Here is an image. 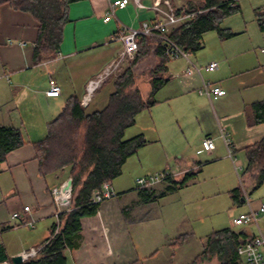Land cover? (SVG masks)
<instances>
[{
  "label": "crops",
  "instance_id": "crops-1",
  "mask_svg": "<svg viewBox=\"0 0 264 264\" xmlns=\"http://www.w3.org/2000/svg\"><path fill=\"white\" fill-rule=\"evenodd\" d=\"M111 1L114 0L71 3L59 51L38 62L33 60L38 22L29 13L13 9L9 4L0 6V125L19 128L26 142L9 152L0 164V224L10 226L8 233L13 232L18 239L11 255L40 248L42 241L48 238L52 223L57 222L51 189L69 179L65 173L42 177L38 172L33 143L45 136L46 124L58 115L66 98L75 94L82 100L88 81L118 58L122 47L117 37L122 26L137 27L154 18V0H143L145 8H137L130 0L124 7H116L111 19L105 21ZM170 1L181 9L180 15L184 19L189 15L186 11L188 4L192 9L199 8V0ZM234 33L235 39L241 36ZM257 37L256 33L252 37L249 35L248 42L243 45L232 41L233 38L217 54L218 62L210 60L199 67L200 73L189 71L192 69L189 64L180 71H172L167 65L171 59L168 57V80L155 93L156 103L140 112L131 126L136 128L133 136L143 134L148 143L128 158L121 175L111 182L116 197L100 203L96 215L81 219L79 238L72 248L65 250L66 259L69 258L71 264H142L141 258L153 257L160 250L159 246L149 247L145 255L140 254V243L145 246L139 237L141 233L133 235L138 243L136 246L131 234V230H135L130 228L132 221L142 226L151 219L133 218L129 224L127 215L135 207L159 203L175 192L188 198L192 194L190 190L215 182V179L219 180L215 183L219 194V184L225 185L220 177L227 175L224 166L235 169L220 137V127L225 129L233 143L234 156L243 173L246 166L243 149L264 137V124L254 122L253 108L254 103L264 100V39L257 42ZM163 53L160 41L149 37L147 52L135 62L133 69L139 66L145 68L144 73L151 71L162 63ZM212 62L216 67L208 70L207 66ZM49 78H54L59 85L58 96L45 94ZM202 79L223 88L225 95L209 100L200 94L197 89ZM106 83L95 89L85 107L93 104L94 111L106 104L112 90L99 99ZM142 83L137 82L139 88L145 90L144 93L141 91L143 97H147L149 81ZM205 137L214 140L213 150L203 149L201 142ZM131 160L134 161L128 166ZM166 168L186 170L177 179L185 176L184 184L177 186L168 181L156 184L145 190L146 193H155L154 201L142 200L137 189L132 188L134 177ZM240 180L252 189L253 180L248 174ZM231 187L225 191H228L232 203L243 204L241 192L238 200L232 195L240 185ZM130 196L137 198L133 200ZM25 207L30 208L28 213L24 212ZM16 212L21 214L20 218L12 217ZM28 221H33V228L27 225ZM181 234L183 232L173 229L172 234H167L169 242L165 246ZM184 234L186 237L193 235L192 232ZM112 258L114 262H111Z\"/></svg>",
  "mask_w": 264,
  "mask_h": 264
},
{
  "label": "trees",
  "instance_id": "trees-1",
  "mask_svg": "<svg viewBox=\"0 0 264 264\" xmlns=\"http://www.w3.org/2000/svg\"><path fill=\"white\" fill-rule=\"evenodd\" d=\"M77 1L80 0H0V6L9 4L13 9L29 13L38 22L33 49V60L38 62L59 51L64 26L69 20V5ZM236 2L199 0V8L196 9L188 4L186 11L193 17L173 27L169 32L170 38L183 50L194 54L202 48L206 32L215 31L220 39L235 36L236 33L221 25L225 18L240 11ZM177 11L181 13V9ZM254 15L259 30L264 32V6L255 8ZM148 44L149 37L138 38L134 58L114 78V90L101 109L88 112L81 104V96L70 95L58 115L46 124L45 136L33 143L39 174L46 177L65 173L66 178H71V199L69 208L58 214V223H52L50 235L42 241L36 256L29 257L20 264H66L65 250L72 248L79 238L81 219L98 212L100 203L91 202L92 192L100 189L104 182L111 183L119 177L128 158L148 143L143 134L123 138L125 130L135 124L136 116L156 103L155 93L168 80V57L163 53L162 63L149 71L150 91L147 97H143L132 68L146 54ZM253 108L254 122L264 124V100L254 103ZM25 143L19 128L0 125V164L9 152ZM243 151L246 166L242 178L244 174H248L253 180L252 190H255L264 183V137L246 146ZM185 181L186 177L183 176L181 180L168 182L178 186ZM146 189L148 188L137 189L138 194L145 202H151L155 195L148 197L150 192L146 193ZM240 192L239 187L233 191L235 200L239 199ZM240 196L242 197L241 193ZM10 228L0 224V235ZM250 236L242 228L213 231L205 237L202 253L190 264L212 258H216L218 264H243L237 255V248ZM185 238L186 234H181L169 246H179ZM5 261L12 264L0 239V263Z\"/></svg>",
  "mask_w": 264,
  "mask_h": 264
},
{
  "label": "rangeland",
  "instance_id": "rangeland-1",
  "mask_svg": "<svg viewBox=\"0 0 264 264\" xmlns=\"http://www.w3.org/2000/svg\"><path fill=\"white\" fill-rule=\"evenodd\" d=\"M236 1V3L240 6V11L225 18L222 22L221 27H228L232 32L240 33L239 35L241 36H237L239 38L236 39L234 38L236 35L231 37L230 39H220L215 31H209L205 33L202 39V48L195 54L190 53L185 59L183 57L171 58L167 62L168 67L172 71H180V69L185 68L188 64L190 66L193 65L199 68L207 64L210 60H216L218 62L217 54L222 50L224 45L233 38L235 40L232 41H239V45H243L245 41L248 42L249 35L252 37L254 33L258 35V37L256 38L257 42L264 39V34L259 30L254 15V9L264 6V0ZM83 59L84 57L82 58V60ZM132 59L133 58L129 57L123 58L118 66H115L114 64L111 67V74H109L107 76V79L105 80V82L107 81V83L99 93V99L103 94L109 92V90L113 91L114 87L112 83L114 78H116L123 71L128 63L132 61ZM231 63L232 62H230V64ZM133 68L132 71L135 76L136 82L140 84L142 82L149 81L150 75L149 72L144 73L145 68L139 66L135 69ZM139 68H143L144 70L140 69V71ZM203 73L204 72H202V74ZM136 74H138V76ZM140 88L144 93V88ZM92 105H90L89 107H85L86 111H92ZM139 126L140 123L137 127ZM135 129V127L127 128L124 132L123 138L127 139L132 137L134 134L133 131L135 132ZM132 161L134 160H131L128 166L133 163ZM235 165H240L239 160L235 161ZM224 167L225 168L223 169V171L225 172V174L227 172V175L220 177V180L222 179L225 181V185L219 184V194L215 184L216 182L219 183V180L215 179V182H207V184H203L205 187L201 185L190 190L192 194L188 198H186L184 194H178L175 192L172 194H168V196L164 198L165 200H161L159 203H152L147 206L135 207L133 208V210H131L130 214L127 215L129 224L132 220H134L133 218L145 217V219L147 220L151 219L148 223H145L142 226H138L137 222L134 223V221H132L130 224V228L135 230L134 232L131 230L135 245L138 246L137 240L133 236L134 233H141L139 234V237L140 240L142 238L141 241L145 245L144 247H142L140 243V246L138 248L139 253L145 255L149 247L152 248L155 245L159 246L160 249L153 257L141 258L143 261L142 264H190L200 253H202V243L204 242L206 235H209L213 231L222 228H232L234 230L242 228L249 234H256L258 232V228L255 224L241 226H236L233 224V219L236 218L240 213L248 212L249 208L246 204H233L228 191H225L226 188H229V186L231 187L240 185V178L242 179V170H239L237 173L235 169L233 171L230 170V168L226 165ZM140 176L143 175L141 174L134 177L133 183H135V179ZM231 183L233 185H231ZM244 187L247 190L248 194H250L251 207L253 208V210L257 211L261 203H264V187L260 186L255 190H252L247 185H244ZM132 188H136V184H132ZM149 192L150 194H148V197L152 198L155 193L153 191ZM130 198L135 200L137 196H130ZM180 202L181 204H179ZM177 204L178 206H175ZM156 213H158V217H155ZM155 218L161 219L156 220ZM176 219L177 222H175ZM258 226L262 232V235L264 236L263 215H260L258 217ZM173 229H178L180 232H183V234L184 232H192L193 235L190 234V236H187L179 246L177 245L175 247V249L173 247H169V245H166V247L165 243L169 240L166 238L167 234H172ZM0 239L5 245L9 257L11 258L13 255H11L10 251L15 248L18 240L17 237H15V234L13 232L8 233V231H5L0 235ZM26 248L27 247H25L24 249ZM38 249L39 248L34 249L36 253ZM30 250L31 249H26L25 252H22L26 253ZM36 253L33 256L29 257H35ZM172 253L174 255H172ZM111 260V262H114V258H112ZM121 261L122 260H120L119 262ZM0 264H10V262L6 261V263ZM67 264H71V260L69 258L67 260ZM198 264H218V261L216 258H212L209 260L203 259L202 261L198 262Z\"/></svg>",
  "mask_w": 264,
  "mask_h": 264
},
{
  "label": "built area",
  "instance_id": "built-area-1",
  "mask_svg": "<svg viewBox=\"0 0 264 264\" xmlns=\"http://www.w3.org/2000/svg\"><path fill=\"white\" fill-rule=\"evenodd\" d=\"M130 0H114L111 1L108 5L107 15L104 17V20L107 21L111 19L114 15L116 7H124ZM132 3L137 8H145L143 0H131ZM152 9L154 10V18L152 20H146L141 22L137 27H127L122 26L120 29L117 39L121 43V51L119 53L118 59H116L109 67H107L102 73L97 75L95 78L90 79L86 85V94L81 100V104L85 106L88 103V100L91 94L97 89L105 80L107 76L111 74V67L115 64L118 66L123 58L129 57L134 58L137 51V40L139 37L145 36L150 38H156L160 41L163 46L164 53L169 58L175 57H184L187 58L188 52L179 47L169 36L170 30L184 22V19L180 13H178L177 8L173 6L170 0H154L152 3ZM193 17L188 15L187 19ZM216 67V63L212 62L207 66L208 70H213ZM192 69L189 71H195L200 73V69L191 65ZM60 87L57 84L54 78H49L48 88L45 90L47 96H58L60 94ZM197 91L200 94L205 95L209 100L212 98H217L225 95L226 91L217 85H212L210 82L201 80V84L198 87ZM220 137L222 138L228 157L235 163V148L225 129L220 127ZM201 145L204 150L211 151L215 148V142L210 137H205ZM235 171L238 173L242 167L235 165ZM186 170H180L175 168H166L163 170L155 171L135 179V184L137 189L150 188L156 184L177 180ZM241 179V178H240ZM65 180L59 186H55L51 189V194L56 205L55 218L56 223H58V214L65 211L70 205L71 199V188L64 189L66 185ZM240 180V190L242 195L243 204H246L249 208L248 212L240 213L236 218L233 219V224L236 226L240 225H256L258 232L250 236L244 243L238 246L237 255L242 261L243 264H264V236L258 226V217L260 215L264 216V203H261L257 211L253 210L251 207L250 194H248L244 185H242ZM116 197V192L114 191L111 183L104 182L100 189H97L92 192L91 202L93 203H102L105 200H109ZM24 212L28 213L30 211L29 207H25ZM13 218H20L21 214L16 212L12 214ZM27 225L30 228L34 227L33 221H28ZM58 230V228H57ZM56 230V231H57ZM36 253L34 249L26 253H22L24 259L29 256H33ZM2 263H6L2 262Z\"/></svg>",
  "mask_w": 264,
  "mask_h": 264
},
{
  "label": "water",
  "instance_id": "water-1",
  "mask_svg": "<svg viewBox=\"0 0 264 264\" xmlns=\"http://www.w3.org/2000/svg\"><path fill=\"white\" fill-rule=\"evenodd\" d=\"M70 188H71V178L67 179L64 189H70ZM10 260L12 264H20L25 259L23 258L22 254H16V255H13L10 258Z\"/></svg>",
  "mask_w": 264,
  "mask_h": 264
}]
</instances>
